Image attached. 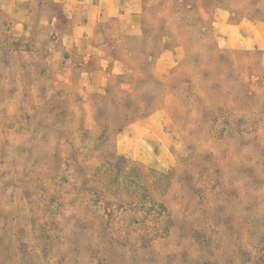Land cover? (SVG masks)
I'll list each match as a JSON object with an SVG mask.
<instances>
[{"label": "rangeland", "instance_id": "374dc122", "mask_svg": "<svg viewBox=\"0 0 264 264\" xmlns=\"http://www.w3.org/2000/svg\"><path fill=\"white\" fill-rule=\"evenodd\" d=\"M0 264H264V0H0Z\"/></svg>", "mask_w": 264, "mask_h": 264}]
</instances>
